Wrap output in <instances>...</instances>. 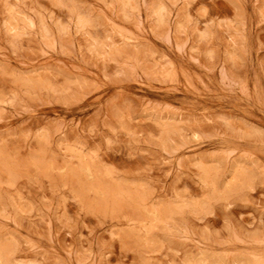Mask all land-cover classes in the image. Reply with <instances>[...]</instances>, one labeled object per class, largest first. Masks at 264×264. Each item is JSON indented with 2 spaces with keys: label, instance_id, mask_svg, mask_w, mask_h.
<instances>
[{
  "label": "rangeland",
  "instance_id": "374dc122",
  "mask_svg": "<svg viewBox=\"0 0 264 264\" xmlns=\"http://www.w3.org/2000/svg\"><path fill=\"white\" fill-rule=\"evenodd\" d=\"M0 264H264V0H0Z\"/></svg>",
  "mask_w": 264,
  "mask_h": 264
}]
</instances>
